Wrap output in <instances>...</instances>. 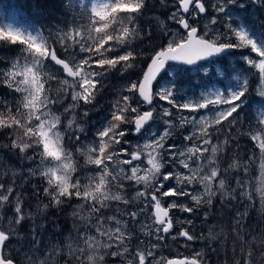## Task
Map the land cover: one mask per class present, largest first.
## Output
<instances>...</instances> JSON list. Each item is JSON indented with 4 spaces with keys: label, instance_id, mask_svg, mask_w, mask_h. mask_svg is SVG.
<instances>
[{
    "label": "snow or ice",
    "instance_id": "6c2138e0",
    "mask_svg": "<svg viewBox=\"0 0 264 264\" xmlns=\"http://www.w3.org/2000/svg\"><path fill=\"white\" fill-rule=\"evenodd\" d=\"M37 3L39 5V0ZM160 3L167 7L166 0H160ZM71 7L72 0H65L64 8ZM145 7L146 0H91L90 7L84 5L85 12L79 14L80 19H72L67 31L57 29L48 36L35 25L0 24V45L20 46L13 60L0 61L8 65L0 69V83L9 89L7 95L19 97L12 101L0 98V129L11 130L10 135L15 137L10 145L12 149L22 155L31 150L33 157L30 159L39 156L38 168L29 169L28 175L34 176L39 168H43L39 175L48 184L43 191L55 206L73 198L83 202L72 213L83 222L82 227L74 226L75 239L82 240L84 245L74 250L82 257H75L77 264H104L105 255L120 257L126 254L131 257L127 264H206L201 252H195L191 257L157 256L155 250L160 246L159 241L169 235L174 240L195 239L187 229L177 227L183 223L190 225L192 221L174 219V212L192 214L201 205H212L217 192L227 198L228 203L236 200L238 194L252 204L254 196L258 195L264 211V110L259 113L255 127L245 133L253 145L249 162L256 159V150H259L257 177L250 176L248 163L234 161L228 168H221L218 153L224 148L222 144L213 143V137L218 139L223 132L224 122L229 127L238 123L249 81L238 80L236 86L201 93L198 99L184 103L178 104L175 96L184 74L202 71L207 75L210 69L204 65L231 49H250L255 56L249 54L242 59L249 66L248 70H255L258 79L264 81V33L258 34L247 23L233 20L230 9L246 7L237 0H217L216 3L211 0H171L167 19L177 26L176 31L165 32L168 42L153 50L140 78L129 83L125 89L127 94L119 95L110 106L106 123L96 130L84 151L87 164L94 168L84 177L74 176L77 166L73 152L66 150L63 142L67 137L80 143V136L76 133L85 131L77 120L76 110L92 104L110 71H121L123 75L135 67L134 62L141 54L131 41L139 38L135 22ZM209 8L215 15L201 28V17L208 15ZM160 26L167 28L163 21ZM58 51L62 52L63 58ZM161 79L167 83L161 85ZM53 82L57 85L55 88ZM260 95L264 97V90ZM69 96L71 102H68ZM157 100L166 102L169 107L161 104L158 109ZM65 103L67 107H63ZM60 107L63 112L57 114L54 109ZM144 107L147 110L142 111ZM173 109L181 113L178 124L173 118ZM202 110L212 115H196ZM185 111L186 116L182 114ZM69 112L73 113L71 118L67 116ZM158 114L163 120V131L150 132ZM82 115L87 117L89 113L85 110ZM186 125H191L193 131L181 135L179 140L173 139L176 128L187 131ZM16 133L20 135L16 136ZM145 135L149 139L142 145L132 146L127 139L129 136L142 139ZM233 169L241 170L249 179H241V173L237 172L233 177L236 187L230 192L225 177ZM125 181L143 186L135 197L143 207L127 214L136 223L138 217H147L151 221L147 232L144 227L140 229L146 236H155L157 242L152 243L151 248L137 246L130 251L133 233L115 214H104L105 210H111V202L130 204L121 195ZM113 187L120 191L113 192ZM13 198L14 219L9 220V224L21 225L25 220L22 194L15 186L0 183V207L11 203ZM185 199L194 202L192 206L180 202ZM85 208L88 209L87 215H80ZM120 211L117 208V212ZM244 215L235 213L232 225L234 242L241 252L247 249V254L235 264H256L253 245L264 248V235L246 240L242 234ZM209 235L216 239L211 232ZM14 238L18 237L13 229H0V264H21L19 253L8 249ZM32 243L35 246V237ZM113 248L117 250L108 251ZM27 264H37V261L29 257ZM39 264L46 262L40 261Z\"/></svg>",
    "mask_w": 264,
    "mask_h": 264
},
{
    "label": "rangeland",
    "instance_id": "374dc122",
    "mask_svg": "<svg viewBox=\"0 0 264 264\" xmlns=\"http://www.w3.org/2000/svg\"><path fill=\"white\" fill-rule=\"evenodd\" d=\"M79 1H80V6L83 7L85 0H79ZM76 2L78 3V0H76ZM216 2L217 0H211V3H216ZM166 3H167V7L164 16H160V17L150 16V18L155 19L157 25H160L159 23L163 21L167 25L166 28L167 31L170 30L171 32H175L177 26L172 24L167 19L168 15H170L169 8L171 7V0H166ZM237 3L238 4L242 3L246 7L245 9H238V8L230 9L234 21L238 23H247L249 27H252L253 23H255L258 27L261 26L258 21V18L260 17V14L264 10L263 8H261L264 5V0H256L255 3L253 2V0H237ZM83 12H84L83 9L78 10L76 19H80L79 14ZM212 15H215V13H213L212 9L209 8L208 15L206 17H201V21H200L201 28H203L204 24H208ZM189 22L191 23L192 21L190 20ZM8 23H12L20 27L16 23V20L12 16L7 15L0 7V24H8ZM69 27L70 25H63V26L57 25L54 27V31L51 32L55 33L57 29H63L64 31H67ZM210 27L212 26L210 25ZM215 27L219 28L220 25H216ZM43 34L45 36H48L49 33L47 34L43 33ZM232 42L233 43L236 42L234 38ZM132 45L134 46L137 44L133 42ZM249 54H251L253 57L255 56L254 53H250V49L248 48H244V49L237 48V49H233L232 52L224 56L211 58V63H206L204 65L206 68L210 69L207 75H204L202 71L190 72L192 76L194 77L197 76L198 79L204 77L205 81L202 82L201 84L196 85L195 90L192 92L186 91L187 86L180 83L177 85L179 91L175 94V96L177 97L179 93H184L188 95L186 101L196 100L200 97L201 93H206L208 91H213L216 89L223 91L227 87L236 86L238 80L242 82L244 79H247L249 81L247 93H251L252 91L253 94L264 104V97L260 95V92L264 90V81L258 79V77L254 74L255 70L249 71L248 70L249 66L246 65L242 59L243 56ZM14 58L15 57H13V59ZM13 59L11 58V60ZM138 68H136V70ZM52 70L54 72L56 71L55 68H53ZM107 79H108V75L104 79V85H108ZM166 83H167L166 80L164 79L160 80L161 85H164ZM56 86L57 85L55 84V82H53V88H55ZM11 96L13 97V99L16 98V96L13 95ZM99 96L100 93H98L96 97ZM94 101L92 103H94ZM186 101L184 100L178 101L176 99V102L178 104L184 103ZM251 101L249 102L246 99V97L244 98L241 107L243 108L244 112L241 115H239L238 123L236 125L229 127L227 122H224L222 125L223 132L219 134L218 139L216 137H213V143L222 144L224 148L223 152L218 153V161L220 163L221 168H228V165L233 163L234 161L239 163L237 158L238 156L236 155V153L234 154V152H228L227 146L229 145L228 144L229 141L232 139H234L237 144L240 143L239 137L232 138L234 137L232 132L234 134L235 132L243 133L247 130L244 129L242 125L248 122L249 119L248 114L250 112V109L246 106L250 105ZM68 102H71L70 96L68 97ZM104 103H106L105 99L102 100L100 105H104ZM155 104L158 109L161 104H163L164 107H169V105L166 102H162L159 100L155 101ZM63 107H67V103H65ZM63 107L59 108L61 112H63ZM85 110L88 111L89 113L87 117H83L82 115L83 111ZM141 110L142 111L147 110V108L144 107ZM54 111L57 110L54 109ZM102 111H104L102 106L93 107L92 104L84 106V108H77L75 113L77 115V120L79 123L83 125L85 131L84 133H79V132L76 133L77 135L80 136V143H76L74 140H68L67 137L63 142L65 149L73 152V161L76 164L77 169L79 167L78 163L80 162V160L83 162V167L81 168V170H83L81 173V177L87 175L88 170L94 168V166L87 164L86 162L87 157L84 155V151L90 145L96 130L101 127L102 123H106V120L97 122L99 118V114H101ZM59 112L60 111H57V114H59ZM104 112H106L108 116L110 109ZM172 112H173V118L175 122L178 124L181 113L177 112L175 109H173ZM182 114L185 116L188 115L186 111ZM72 115H73L72 112H69L67 114L68 118H71ZM160 115L161 114L157 115L156 122L152 125L150 132H156L158 130L163 131V120L160 118ZM196 115L211 116L212 113L208 112L207 110H202L201 113ZM185 128H187V131L179 127L176 128L173 139L179 140L181 135H187L193 131L191 125H186ZM61 131H63V129H61ZM10 132L11 130L8 129H0V183H4L6 186L13 185L15 186L17 191H19L22 194V201H23L22 208L25 214V220L21 222V225L9 224V220L14 219L13 217V208L15 204L14 198L11 203L4 204L3 207H0V226L4 230L13 229L14 232L16 233V236L18 237V238H14L12 242L8 244V249L10 251L14 250L15 252L19 253L18 259L21 261V264H27V260L29 257L35 259L37 261V264H39L40 261H45L46 264H66V262L68 261H71L72 264H77L75 257H80V258L82 257L79 251H74V250L82 248L84 245L82 240L75 239L76 233L74 231V226L76 228L82 227L83 222L80 221L79 216L74 217L72 213L76 211L78 206L83 202L76 198H73L71 200H65L64 204L61 206H55L53 202L50 200V197L47 194H45L43 191L44 188L48 187L46 180L39 175V171H43V168L42 167L39 168V171H37V174L34 176L28 175L29 169L36 170L38 168V165L40 164L39 156H36L34 159H30V157H33V153L31 150H29L26 153V155H22L18 152V150L12 149L10 145L12 143V139H14L15 137L11 136ZM19 135H20L19 133H16V136ZM229 136L230 139H228ZM127 139L129 140L132 146H135L137 144L142 145L143 143H145V141L149 139V136L145 135L144 138L142 139H137L136 137L129 136L127 137ZM226 139H228V142L224 143ZM245 141L247 142V145L250 147L251 145L248 143L246 138ZM78 148L81 149V151H77ZM75 153L78 154V157H76ZM164 155L166 156V153H164ZM259 164H260V158H258L256 172L252 173V166L249 170L251 177H257L259 175ZM78 172H80V169ZM237 172L241 173L240 174L241 179L244 180L249 179V176H244L242 171L239 169L230 170L229 174L231 177L229 178L227 176L225 177L227 190L230 192L233 188L236 187L235 180L233 179V177L236 176ZM14 173L15 175H13ZM76 174L77 173H74V176ZM78 175L80 176V173ZM36 178H39L40 182L38 181L39 179ZM83 182L84 181L82 180V183ZM124 184H125V188L121 192V195L125 199L129 200L130 204L128 206H125L122 201L111 202L112 204L111 210H105L104 214L105 215L115 214L117 216V219H120L122 223L125 224L127 228L133 233V238L131 240V243L129 244L130 251H133L137 246H139L140 248H145V247L151 248V244L157 242L155 236L154 235L146 236L144 232L140 231L141 227H144V231L147 232L148 231L147 225L150 224L151 221L147 217H138L139 222L136 223L133 222L129 217V215L127 214L128 212L138 211L140 207H143L140 201L135 199L136 192L142 190L143 186L135 185L134 183H129L128 181H125ZM197 187L201 191L203 190L202 186L197 185ZM213 187L215 190L216 188L215 185ZM112 191L116 192L120 190L118 187H113ZM249 191H251V189H249ZM171 199L172 198H169V200ZM235 201L238 204L242 205L245 218L253 219L252 226L249 229L245 227L246 230L244 231V233H242L245 234V239L251 241L253 237H260L264 235V211L261 210L259 196L258 195L254 196L253 203L249 204L247 202L246 197L242 198L237 194V199ZM180 202L189 203V201L186 199L181 200ZM214 202L219 204L217 213L219 212V214L221 213L226 214L224 218H222L224 220V223L225 221H227L232 227V225L234 224V215H233L234 213L229 207L230 203L227 202V198H222L221 194L217 192V195L213 197V203ZM74 203L75 205L73 206ZM193 203L194 202L189 203V206H192ZM45 205H49V206L45 208L44 207ZM213 206H214L213 204L201 205L192 214L174 212L173 213L174 219H178L180 221H185V222L187 220L192 221V224L190 225L187 223H183L182 225H177V227H184L190 232V234H192L195 237V239L192 241H186L183 238H178L174 240L172 238V235H169L165 237L164 240L159 241L160 246L155 250L157 256L159 257L160 255H163L171 258L177 256H184V255L192 256L195 252H201L202 255L204 256V260L206 261V264H227L229 260V255H227V253H229L232 258L238 261L239 254L236 252V248H238L239 251L240 249L236 245V243L233 242L234 236L232 238V241L228 239L229 238L228 233L230 229L227 228V225L224 226L223 223H220L221 222L220 221L218 223L219 234H217L214 224L208 220L211 211L213 209ZM125 207H127V211H124ZM117 208H119L121 211L117 212ZM226 209H228L229 212L225 211ZM69 211H72V213H70ZM87 212L88 209L85 208L80 212V215H87ZM205 212H207L208 214L207 216L203 214ZM213 214L214 213H212V215ZM219 214H217V216H219ZM56 216H58V220L59 219L61 221L67 220L66 224L59 226V223H55ZM245 222L246 220H244V225ZM231 230H233V227ZM210 232L212 236L216 237V239L210 238L209 235ZM34 237L36 238L35 246H33L32 243ZM213 240H218L221 243L220 250L217 253L215 249L212 250L213 245L210 244L211 242H213ZM206 242H208L209 245H211L210 249L206 245ZM69 245L71 246V248L69 247ZM115 250L117 249L113 248L108 251H115ZM245 250L247 251V249ZM252 250L255 252L256 255V264H260L261 261H264V248H261L259 244H255L253 245ZM101 254H103V252ZM60 257H62L63 259L60 260L61 259ZM130 258L131 257L128 256L127 254L125 256H120V257L105 255L104 264H127V260ZM206 258L208 259V261L206 260Z\"/></svg>",
    "mask_w": 264,
    "mask_h": 264
},
{
    "label": "trees",
    "instance_id": "16d2710c",
    "mask_svg": "<svg viewBox=\"0 0 264 264\" xmlns=\"http://www.w3.org/2000/svg\"><path fill=\"white\" fill-rule=\"evenodd\" d=\"M64 3L65 0H39V5H38L37 0H0V7L7 15L12 16L20 27L35 25L37 28L43 29L44 30L43 33L47 34L51 31H54V27L57 25L71 26L72 19L74 17L77 18V11L83 9L85 12L84 5H88L90 7L91 0H85L83 7L80 6L79 0L78 3L76 2V0L75 1L72 0V7L69 9L64 8ZM261 8L264 9V5ZM165 13H166V7L161 5L160 0H146V7L142 10V15L136 18V22H135V27L138 31L139 38L133 39L131 41V43L134 42L135 44H137L134 45L133 47L141 55L134 62L135 67L129 69L127 72H124L123 75L121 74V71L109 72L107 79L108 85H104V87L100 90L99 92L100 96L96 97V100L94 101V103H92L93 107L102 106L104 111L109 110L110 105H112V103L119 98V95L127 94L124 90L126 86L132 81L138 80L140 78L142 70L146 69L147 67V63L149 62V57L153 54V50L159 49L160 47H163L167 43L168 36L165 35L167 29H162L160 25L156 24L155 19L150 18V16H156V17L164 16ZM258 21L261 26L258 27L255 23H253L252 27L254 30H256L258 34L264 33V10L260 14ZM128 26L133 27V25H128ZM19 51H20L19 45H15V46L0 45V61L2 60L10 61L11 58L13 59V57L17 56ZM58 55H60L63 58L62 52L58 51ZM0 65H1L0 69L7 68L8 66L7 64H3V63H0ZM136 68L138 69L136 70ZM204 81H205L204 77L198 79L197 76L194 77L190 73H186L182 78L181 84L187 86L186 91L192 92L195 90L196 85L201 84ZM7 92H9L7 87L2 83H0V98L2 99L5 98L8 101H12L13 97L11 95H7ZM187 96H188L187 94L179 93L176 99L178 101L180 100L186 101ZM15 99H18V96H16ZM103 99H105L106 103H104V105H100ZM246 99L249 102L252 100L251 104L249 103L250 105L246 106L250 109V112L248 114L249 116L248 122L242 125V127H244V129L247 130L243 133L235 132L234 134L232 132V134L234 135V137L232 138L239 137L240 143L237 144L234 139L230 140L228 143L229 145L227 146L228 148L227 151L234 152V154L236 153V155L238 156L237 158L239 163L240 164L248 163L249 170L252 166V173H255L259 158V150L258 149L256 150V159L252 162H249V157L253 154V145L247 138V135H245L244 133H247L250 127H254L256 125L257 117L259 113L263 110L264 104L253 94L252 91L251 93H246ZM57 111L61 112V110L59 109ZM104 111H102L101 114H99V118L97 122L105 120V118L107 117V113ZM243 112L244 110L243 108H241L239 115H241ZM245 138L248 141V143L251 145L250 147L247 145ZM75 155L76 157H78V154L75 153ZM78 165L79 167L76 171L77 173L76 175L80 173L81 176V173L83 171L81 170V168L83 167V162L80 160ZM79 169L80 172H78ZM227 177L228 178L231 177L229 173L227 174ZM38 181L40 182V179ZM215 202L213 203L214 206L208 220L214 224L217 234H219L218 223L220 221H221L220 223H223L224 226L227 225V228L230 229L228 233L229 235L228 239L232 241V238L235 235V233L233 232V230H231L232 227L230 226L229 222L225 221L224 223V220L222 219L226 214L225 213L219 214V212L217 213L219 204ZM74 205L75 203L73 204V206ZM229 207L233 211L234 216L235 213L237 212L244 213L242 205L238 204L235 200H232L230 202ZM225 211L229 212L228 209H226ZM70 213H72V211H70ZM212 213L214 214L212 215ZM217 214H219V216H217ZM244 220H246L245 227L249 229L252 226L253 219L245 218L244 215ZM66 222L67 220L61 221L60 219L58 220V216L55 217V223H59V226L65 225ZM245 227L242 229V233H244V231L246 230ZM210 244L213 245L212 250L215 249L216 253L219 252L221 243L218 240H213V242H211ZM206 245L210 249L211 245H209L208 242H206ZM236 252L239 254V260L242 259V257L245 256L247 253L246 250L244 252H241L238 250V248H236ZM227 255H229V260L227 264H235L236 260L232 258L229 253H227ZM60 258H61L60 260L63 259L62 257ZM206 260L208 261L207 258Z\"/></svg>",
    "mask_w": 264,
    "mask_h": 264
},
{
    "label": "water",
    "instance_id": "95a60500",
    "mask_svg": "<svg viewBox=\"0 0 264 264\" xmlns=\"http://www.w3.org/2000/svg\"><path fill=\"white\" fill-rule=\"evenodd\" d=\"M233 51V49H231V50H229V51H227V52H225V53H221L219 56H216V57H220V56H224V55H226V54H228V53H230V52H232ZM62 58V57H61ZM189 67H191V66H189ZM0 229H2V227L0 226ZM184 256H186V255H184ZM189 257V256H188Z\"/></svg>",
    "mask_w": 264,
    "mask_h": 264
},
{
    "label": "bare ground",
    "instance_id": "6f19581e",
    "mask_svg": "<svg viewBox=\"0 0 264 264\" xmlns=\"http://www.w3.org/2000/svg\"><path fill=\"white\" fill-rule=\"evenodd\" d=\"M158 17V16H157ZM160 21V20H159ZM224 203V202H223ZM205 211V210H204ZM70 212V211H69ZM203 214H205V213H203ZM208 215V214H207ZM234 215V214H233ZM204 217V216H203ZM203 219V218H202Z\"/></svg>",
    "mask_w": 264,
    "mask_h": 264
}]
</instances>
